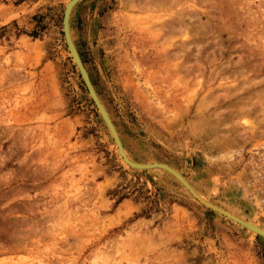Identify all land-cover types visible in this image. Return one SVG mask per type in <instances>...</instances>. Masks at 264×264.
Returning <instances> with one entry per match:
<instances>
[{
    "label": "rangeland",
    "instance_id": "374dc122",
    "mask_svg": "<svg viewBox=\"0 0 264 264\" xmlns=\"http://www.w3.org/2000/svg\"><path fill=\"white\" fill-rule=\"evenodd\" d=\"M70 2L0 0V264H264L263 237L124 163ZM70 30L128 158L264 229V0H80Z\"/></svg>",
    "mask_w": 264,
    "mask_h": 264
},
{
    "label": "water",
    "instance_id": "95a60500",
    "mask_svg": "<svg viewBox=\"0 0 264 264\" xmlns=\"http://www.w3.org/2000/svg\"><path fill=\"white\" fill-rule=\"evenodd\" d=\"M78 0H71V2L67 5L64 13H63V18H62V30H63V36H64V40H65V44L66 47L71 55V58L73 60L74 65L76 66L82 80L83 83L85 85V88L87 90V93L91 96L90 99L92 100L96 110L98 111L99 115L101 116L103 122L105 123V125L107 126V128L109 129V131L111 132V134L113 135L115 142L117 144L118 150H119V154L121 155L122 159L130 166V167H135L138 169H148V168H153V167H158V168H163L165 170H167L169 173H171L173 176H175L176 178H178L182 183L183 180L178 176V174L170 169L169 167L160 164V163H156V162H152V163H143V164H137L135 162H130L125 155L123 154V152L121 151L120 148V143L118 141L117 138V134L115 131V126L113 124V122L111 121V119L109 118L107 112L103 109L102 104L99 102V98H97V93L94 90V87L91 83V80L89 78L88 72L84 67V64L79 56V53L75 47V45L73 44V42L71 41V38L69 37L68 34V29H67V25H68V19H69V11H70V7L73 3L77 2ZM194 197L200 201L201 199L195 195L193 193ZM208 205V204H207ZM209 207L211 208V206L209 205ZM226 214V213H225ZM228 215V214H227Z\"/></svg>",
    "mask_w": 264,
    "mask_h": 264
},
{
    "label": "bare ground",
    "instance_id": "6f19581e",
    "mask_svg": "<svg viewBox=\"0 0 264 264\" xmlns=\"http://www.w3.org/2000/svg\"><path fill=\"white\" fill-rule=\"evenodd\" d=\"M80 2V0H78L77 2H75V3H73L72 5H71V7H70V11H69V19H68V25H67V29H68V34H69V37L71 38V41L73 42V39H72V36H71V30H70V17H71V13H72V11H73V9H74V7L78 4ZM69 4V3H68ZM67 4V5H68ZM67 7V6H66ZM73 44H74V42H73ZM75 45V44H74ZM251 84V83H250ZM249 85V84H248ZM95 90V89H94ZM96 92V91H95ZM91 97V96H90ZM97 98H99L98 97V95H97ZM262 99V98H261ZM258 100V99H257ZM99 102L102 104V102L100 101V99H99ZM263 102V101H262ZM261 103V102H260ZM102 107H103V109L107 112V110L105 109V107H104V105L102 104ZM107 114H108V112H107ZM108 116H109V114H108ZM109 118H110V116H109ZM111 119V118H110ZM112 121V120H111ZM115 131H116V134H117V138H118V141H119V143H120V148H121V151L123 152V154L125 155V157L130 161V162H134V161H132V160H130L129 158H128V156H127V154H126V152H125V149H124V146H123V143H122V141H121V139H120V137H119V134H118V132H117V130H116V128H115ZM112 137H113V135H112ZM114 138V137H113ZM115 140V139H114ZM117 145V144H116ZM119 151V150H118ZM120 157H121V155H120ZM122 158V157H121ZM123 160V159H122ZM124 161V160H123ZM124 163H126L125 161H124ZM135 163H137V164H143V163H138V162H135ZM156 163H160V164H163V165H165V166H167V167H169L170 169H172V170H174L177 174H178V176L183 180V182L184 183H182L178 178H176L175 176H173L171 173H169L167 170H165V169H163V168H158V167H153V168H148V169H138V168H135V167H130L127 163V165L130 167V168H132V169H137V170H155V171H160V172H163V173H169V174H171L173 177H175V179H177L180 183H181V185L184 187V189L191 195V197H193L196 201H198L195 197H194V195H193V193L195 194V195H197L200 199H201V201L202 202H200V201H198V203H200L201 205H203L204 207H206V208H208V209H210L211 211H213V212H215V213H217V214H219V215H222V216H224V217H226L227 219H229V220H231V221H233V222H235V223H237V224H239L241 227H243V228H245V229H247L248 231H250V232H252V233H254V234H258V235H260L261 237H263L264 238V229L260 226V225H256V224H254V223H251V222H248V221H246L245 219H243V218H241V217H239L238 215H236V214H234V213H231V212H229V211H227V210H225V209H223L222 207H219V206H217V205H215L214 203H212L209 199H207L206 197H204V196H202L200 193H198L197 191H196V189L193 187V185L181 174V173H179L178 171H176L174 168H172L171 166H169V165H167V164H165V163H161V162H156ZM208 204V205H207ZM209 205L211 206V208L209 207ZM226 213V214H225ZM228 214V215H227Z\"/></svg>",
    "mask_w": 264,
    "mask_h": 264
}]
</instances>
